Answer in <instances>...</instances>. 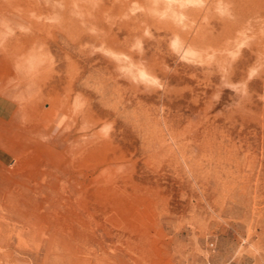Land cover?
<instances>
[{"label": "rangeland", "instance_id": "1", "mask_svg": "<svg viewBox=\"0 0 264 264\" xmlns=\"http://www.w3.org/2000/svg\"><path fill=\"white\" fill-rule=\"evenodd\" d=\"M115 1L22 0L35 31L0 14V50L26 48L11 68L40 67L0 105L55 84L61 107L38 165L0 146V264H264V15L226 39L227 0Z\"/></svg>", "mask_w": 264, "mask_h": 264}, {"label": "bare ground", "instance_id": "2", "mask_svg": "<svg viewBox=\"0 0 264 264\" xmlns=\"http://www.w3.org/2000/svg\"><path fill=\"white\" fill-rule=\"evenodd\" d=\"M21 1L7 0L6 2H1L0 0V4H1L0 14L4 18H6L8 22H11L15 14L14 16L12 15L16 11L19 13L20 19L26 22L27 27L29 26L34 31L35 29H39L43 27L42 22L32 21V19H29L30 18V14H28L29 10L26 4L19 3ZM64 1H66L65 3L68 2V0H62V2ZM98 1L102 3V0H98ZM116 1L120 3L117 4L118 2ZM116 1L111 4L112 7H115L117 5H119V7H122L127 3L130 2L134 3L137 2L138 0H125L126 4L122 0H116ZM145 1L148 3L146 5L149 6V10H151L152 12L155 11V5L158 0H145ZM197 1L199 0H161V3L167 8L169 7L173 9L174 13L179 14L181 4L189 3V2L190 3L197 2ZM217 1H221V0H217ZM227 2L230 5V7L223 10V12H225V16L210 17V19L216 22L217 26L220 27L221 32L224 34L226 39L227 37H230L232 35V32L235 29L236 30L242 29V31L243 30L245 31L249 28L253 30L255 27H258V25L260 24L259 17L260 15H264V2L262 0H227ZM211 4H213V1L212 3L209 4L210 5L209 7L202 8L203 10L207 11V14L209 12ZM98 7L100 9L99 13L104 11L103 5H99ZM95 8H97V6H95ZM109 10H111V8ZM92 12L94 13V10ZM231 15L234 17L232 18ZM229 17H231L232 20H229ZM246 17L248 19H246ZM170 23H172V20H167L166 24H168V26L166 29H169L170 32L178 31V28L175 25H171ZM92 26L94 28H97L98 30L97 40L100 42H104L105 37L103 35L106 30L105 25L101 24L100 27H98L99 26L98 20H95ZM188 35L189 33L186 34V38L187 37L189 38ZM186 38L185 41H187L188 39ZM250 42L253 41L250 40ZM193 43L194 41L192 40L191 44ZM253 43H257V42H253ZM25 49H26L25 46H9L8 49L0 50V86L2 85L4 76H8L11 79H16L18 81L19 76L22 75L26 76L28 73L34 75L33 81L35 82L36 85L38 86L40 85V81L37 80V78H35L37 77V75L35 74L40 70L38 64L35 63L31 67L30 70L31 72L25 71L24 69V72L20 71L21 72L20 73L17 71L15 72L12 69L16 61H20L23 59L25 54ZM54 88H55V84H53L51 88L47 90L48 92L45 93L43 90L44 88L43 89L41 88L39 91L38 98L26 100L24 99V95L27 93L29 88L23 86V89H21L22 92L19 93L17 96H15L16 100H15L14 108L6 109L3 108L2 105H0V116L5 114V112H8L9 110H10L9 113L11 112V110L13 111V113L10 115L9 118H4V117L0 118V123L3 124L1 126H4L5 128L4 131L7 134V137H5L6 138L5 141L3 143L0 142V146L2 148L8 146L10 150L12 149L14 153L18 154L21 158V163L24 169L25 168L28 169L29 167L38 165L41 161L39 160V158H37L35 154L40 149L39 147H41V144H43L39 140V136H41L42 133L45 131V126L48 123H50V125L53 126L52 128H54L55 131L58 130L59 128L61 107L59 105L58 99L49 97L50 92H52ZM16 142L18 143V146L16 145ZM72 164H73V160L71 159L67 160L68 170L73 171ZM33 264H37L35 260L33 261Z\"/></svg>", "mask_w": 264, "mask_h": 264}]
</instances>
